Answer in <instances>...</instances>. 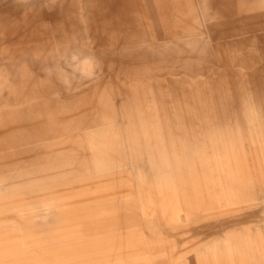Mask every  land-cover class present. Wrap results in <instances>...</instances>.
Instances as JSON below:
<instances>
[{
  "label": "rangeland",
  "instance_id": "obj_1",
  "mask_svg": "<svg viewBox=\"0 0 264 264\" xmlns=\"http://www.w3.org/2000/svg\"><path fill=\"white\" fill-rule=\"evenodd\" d=\"M263 196L264 0H0V264H264Z\"/></svg>",
  "mask_w": 264,
  "mask_h": 264
},
{
  "label": "built area",
  "instance_id": "obj_2",
  "mask_svg": "<svg viewBox=\"0 0 264 264\" xmlns=\"http://www.w3.org/2000/svg\"><path fill=\"white\" fill-rule=\"evenodd\" d=\"M261 204H262V206H261L262 217H263V219H264V196H263V199H262V201H261Z\"/></svg>",
  "mask_w": 264,
  "mask_h": 264
},
{
  "label": "crops",
  "instance_id": "obj_3",
  "mask_svg": "<svg viewBox=\"0 0 264 264\" xmlns=\"http://www.w3.org/2000/svg\"><path fill=\"white\" fill-rule=\"evenodd\" d=\"M117 142H118V140H117Z\"/></svg>",
  "mask_w": 264,
  "mask_h": 264
}]
</instances>
